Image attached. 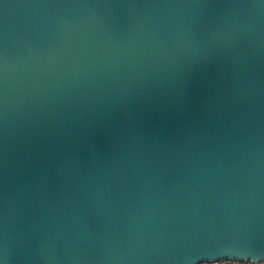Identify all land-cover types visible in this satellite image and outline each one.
<instances>
[{"label":"water","instance_id":"water-1","mask_svg":"<svg viewBox=\"0 0 264 264\" xmlns=\"http://www.w3.org/2000/svg\"><path fill=\"white\" fill-rule=\"evenodd\" d=\"M264 259V0H0V264Z\"/></svg>","mask_w":264,"mask_h":264},{"label":"snow or ice","instance_id":"snow-or-ice-1","mask_svg":"<svg viewBox=\"0 0 264 264\" xmlns=\"http://www.w3.org/2000/svg\"><path fill=\"white\" fill-rule=\"evenodd\" d=\"M217 264H252V261H240V260H222V261H217ZM260 264H264V260L260 261Z\"/></svg>","mask_w":264,"mask_h":264},{"label":"built area","instance_id":"built-area-1","mask_svg":"<svg viewBox=\"0 0 264 264\" xmlns=\"http://www.w3.org/2000/svg\"><path fill=\"white\" fill-rule=\"evenodd\" d=\"M222 260H230V259H219L217 261H222ZM232 260H235V259H232ZM264 260V259H263ZM217 261H214V262H207V261H202V262H198L196 264H217ZM242 261V260H240ZM261 261V260H260ZM260 261H257V262H254L252 261V264H260ZM244 262H247V261H244Z\"/></svg>","mask_w":264,"mask_h":264}]
</instances>
